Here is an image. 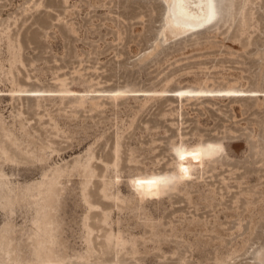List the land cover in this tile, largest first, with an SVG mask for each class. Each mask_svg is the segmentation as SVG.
<instances>
[{
  "label": "rangeland",
  "instance_id": "rangeland-1",
  "mask_svg": "<svg viewBox=\"0 0 264 264\" xmlns=\"http://www.w3.org/2000/svg\"><path fill=\"white\" fill-rule=\"evenodd\" d=\"M162 0H0V264H257L264 0L160 41ZM183 93V95H181ZM225 142L175 193L169 143Z\"/></svg>",
  "mask_w": 264,
  "mask_h": 264
},
{
  "label": "clouds",
  "instance_id": "clouds-1",
  "mask_svg": "<svg viewBox=\"0 0 264 264\" xmlns=\"http://www.w3.org/2000/svg\"><path fill=\"white\" fill-rule=\"evenodd\" d=\"M225 142H199L188 144L181 140L169 143L173 157L172 170L165 173H143L133 176L128 183L141 197L165 196L175 193L197 171V165L227 156ZM257 264H264V249L256 253Z\"/></svg>",
  "mask_w": 264,
  "mask_h": 264
},
{
  "label": "bare ground",
  "instance_id": "bare-ground-1",
  "mask_svg": "<svg viewBox=\"0 0 264 264\" xmlns=\"http://www.w3.org/2000/svg\"><path fill=\"white\" fill-rule=\"evenodd\" d=\"M164 4L162 22L157 37L164 42L198 29L210 20L206 19L208 11L204 0H184L181 7H176L170 0ZM216 12V0H215Z\"/></svg>",
  "mask_w": 264,
  "mask_h": 264
},
{
  "label": "snow or ice",
  "instance_id": "snow-or-ice-1",
  "mask_svg": "<svg viewBox=\"0 0 264 264\" xmlns=\"http://www.w3.org/2000/svg\"><path fill=\"white\" fill-rule=\"evenodd\" d=\"M176 7H181L184 3V0H170ZM190 3L191 0H188ZM205 6L207 7V17L206 19L211 20L215 17V0H204ZM183 95V93H181Z\"/></svg>",
  "mask_w": 264,
  "mask_h": 264
}]
</instances>
